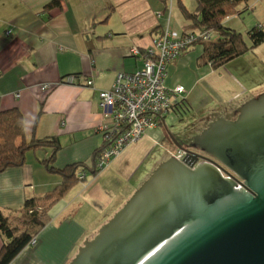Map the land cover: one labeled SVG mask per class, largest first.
Segmentation results:
<instances>
[{"label":"crops","instance_id":"0c3cea01","mask_svg":"<svg viewBox=\"0 0 264 264\" xmlns=\"http://www.w3.org/2000/svg\"><path fill=\"white\" fill-rule=\"evenodd\" d=\"M52 1L0 0V112L19 109L28 139H59L63 149L55 167L62 170L88 162L103 143L97 129L108 121L99 93L110 90L118 74L143 68L142 55L167 25L168 11L170 28L183 33L188 22L179 25L173 17L182 13L180 2L193 12L198 0L191 10L186 0H65L61 7L46 11ZM135 47L141 56L131 55ZM202 53L203 47L197 45L172 62L165 82L169 89L184 87L183 98L192 113L214 103L208 116L218 111L219 117L228 107L238 109L235 103L255 98L250 95L253 87L240 81L213 82L212 70L204 72L199 65ZM218 71L213 74L218 76ZM72 76L76 83H67ZM88 81L93 86L88 87ZM46 84L51 89L44 91ZM166 118L55 205L37 245L27 247L12 264H70L79 248L168 159L169 150L159 152L168 135ZM51 154L52 149L29 152L24 167L0 173V208L17 210L26 200L61 185L62 178L42 165ZM4 243L0 235V252Z\"/></svg>","mask_w":264,"mask_h":264},{"label":"water","instance_id":"95a60500","mask_svg":"<svg viewBox=\"0 0 264 264\" xmlns=\"http://www.w3.org/2000/svg\"><path fill=\"white\" fill-rule=\"evenodd\" d=\"M239 112L192 137L204 155L167 132L185 163H161L70 264H264V93Z\"/></svg>","mask_w":264,"mask_h":264},{"label":"trees","instance_id":"16d2710c","mask_svg":"<svg viewBox=\"0 0 264 264\" xmlns=\"http://www.w3.org/2000/svg\"><path fill=\"white\" fill-rule=\"evenodd\" d=\"M64 1L53 0L45 9L51 11L59 8ZM248 1L250 0H198L193 12L188 11L180 2L183 16L188 22L183 33L199 31L210 33L213 37L210 41H198L194 45L203 47L199 59L200 67L210 66L212 70L218 71L264 43V23L248 32L250 45L246 43L240 32L224 24L225 19L236 14L239 4ZM189 112L191 110L182 98L158 121V126L171 113L183 118ZM195 121L196 119L186 121L185 126L188 125L189 129L192 127L196 132ZM45 149H52V154L42 162V165L50 174L60 176L62 183L51 192L26 200L17 210L0 208V235L5 241L0 252V264H12L27 247H35L38 235L50 223V210L66 198L78 184L85 183L90 177L102 172L98 165L106 149L104 142L88 162L72 164L62 170L57 169L55 167L57 156L63 149L59 139L55 137L28 139L24 116L19 109L0 112V173L24 167L27 153ZM80 174H85L82 180L79 178ZM34 239H36L35 245L32 244Z\"/></svg>","mask_w":264,"mask_h":264},{"label":"built area","instance_id":"2783aa9c","mask_svg":"<svg viewBox=\"0 0 264 264\" xmlns=\"http://www.w3.org/2000/svg\"><path fill=\"white\" fill-rule=\"evenodd\" d=\"M169 19L168 11L167 25L142 55L143 68L134 73L118 74L113 87L99 93V104L108 121L97 129L106 144L98 165L100 170L109 167L127 147L138 143L147 131L157 128L158 121L183 98L184 87L169 89L165 84L168 66L198 41L212 39V35L206 32L178 34L170 28ZM130 53L132 56H141L137 47L132 48ZM67 83H76L75 77H69ZM87 86H93V82L88 81ZM50 89L48 84L42 87L44 91ZM186 155L187 152L182 150L176 159L185 162L183 159ZM84 177L85 174L79 175L81 180ZM32 244H36V239Z\"/></svg>","mask_w":264,"mask_h":264},{"label":"rangeland","instance_id":"374dc122","mask_svg":"<svg viewBox=\"0 0 264 264\" xmlns=\"http://www.w3.org/2000/svg\"><path fill=\"white\" fill-rule=\"evenodd\" d=\"M186 1L189 5L188 8L190 10L193 9L195 5V1L194 0H186ZM169 22H170V19H169ZM173 23H177L179 25H181L182 23H186L185 18H183V15L180 10L178 11L177 15H174ZM261 23H264V0H250L248 2H242L241 4L237 6L236 14L224 20V24L228 28H231V29H234L240 32L243 38L245 39L246 43L249 45H250V40H249L248 32ZM179 29L180 30L183 29V26ZM177 33L182 34L179 31ZM209 67L210 66H204V67H201V69H203L204 72H209L210 70H212V68L210 67L209 69ZM223 68H224L223 72H221V69L220 70L218 69L219 70L218 76L213 74V72H215L214 70H212V72H209L211 73L210 77L215 76L212 79L213 82L222 81L224 79H228V80L233 79L236 82L240 81L242 84H244L246 88L253 87L252 90L254 91V93H251L250 95L255 94V98H256L259 94H261L260 93L261 91L264 92V43L254 48L253 50H250L248 53L241 56L240 58L223 66ZM240 103H242L241 105L245 104V102L239 101L237 104L236 103L234 104L235 107L239 108L241 105L238 107V104ZM209 107L202 108L200 110L201 112H198V113H196L197 111H195L194 113H192L193 111L189 112L183 118L177 117L174 113H171L169 116H167L166 122H165L168 132H172V134H175L177 132L180 134L181 132L185 131L186 127L188 128V125L185 126L186 124L185 122L192 120V119H196L194 124H196L195 126L200 127L199 123L203 121L200 119L209 118L208 116ZM214 108H217V107H214ZM210 114H213V113L211 112ZM193 116H196V118H193ZM165 128L166 127L164 126L163 129ZM191 130H192V127L189 129V132ZM164 148L169 150L168 159L171 157H174L175 155L179 153V150L172 146L168 135L165 136V139L162 142V146L159 148V152H161V149H164ZM156 152L157 151L155 150L154 153ZM144 165H143V168H145Z\"/></svg>","mask_w":264,"mask_h":264},{"label":"flooded vegetation","instance_id":"af4514ba","mask_svg":"<svg viewBox=\"0 0 264 264\" xmlns=\"http://www.w3.org/2000/svg\"><path fill=\"white\" fill-rule=\"evenodd\" d=\"M186 114H188V113H186ZM217 115H218V111L214 112L213 115L211 114V116L209 118L200 119V120H203V121H201L199 123L200 127L199 126H195L194 129L196 130V132L193 131V130H192V132H189V128H186V131H183L180 134L176 132L175 134H173L174 140L176 141V143L178 145L184 147V149H187V151H190L192 153L202 154L199 150L192 149V148L190 149L188 147V144L190 143L192 137H194L195 135L200 134L204 129H206L209 126L210 123H212L214 120H216V118H218ZM239 115H240L239 108L238 109H234L232 107H228V108H226L224 110L223 115L220 116V117H224V118H226L228 120H235L236 118L239 117ZM193 118H196V116H193ZM201 124H202V126H201ZM170 141H171L172 146L174 148L178 149L177 144L174 141H172L171 139H170ZM202 155H204V154H202Z\"/></svg>","mask_w":264,"mask_h":264},{"label":"bare ground","instance_id":"6f19581e","mask_svg":"<svg viewBox=\"0 0 264 264\" xmlns=\"http://www.w3.org/2000/svg\"><path fill=\"white\" fill-rule=\"evenodd\" d=\"M213 38V37H212ZM102 110V109H101ZM102 113H103V111H102ZM103 116H104V114H103ZM105 118V117H104ZM180 151H182V150H179V152ZM203 154V153H202ZM174 158H176V155L174 156ZM183 163H185V162H183ZM187 164V163H186ZM188 165V164H187Z\"/></svg>","mask_w":264,"mask_h":264}]
</instances>
